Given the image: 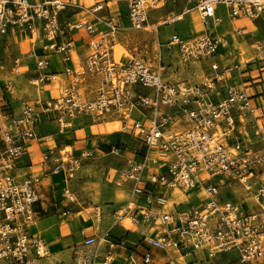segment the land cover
Segmentation results:
<instances>
[{
    "label": "built area",
    "instance_id": "obj_1",
    "mask_svg": "<svg viewBox=\"0 0 264 264\" xmlns=\"http://www.w3.org/2000/svg\"><path fill=\"white\" fill-rule=\"evenodd\" d=\"M164 6L178 11L152 25L156 32L192 14L198 32L172 30L143 44L146 61L125 48L128 55L117 57L120 35L149 31L151 12ZM223 16L232 35L244 39L243 26L234 23L264 24V0H0V35L34 44L39 93L58 79L49 71L53 56L72 64L55 96L22 102L17 114L0 107V264H39L48 255L46 240L31 232L40 176L13 175L14 162L27 153L39 122L53 121L63 133L84 116L129 141L106 144L109 153L132 156L119 170L128 197L112 214L150 233L125 264H217L232 252L235 259L224 264L264 257V42L252 61H232ZM197 71L205 75L193 81ZM177 73L185 79L171 78ZM235 74L238 84L230 80ZM3 91L12 95L13 82L4 80ZM91 155L76 157L53 144L41 153V168L62 174L63 215L76 202L71 172ZM174 189L186 202H169L165 190ZM234 189L244 194L235 199ZM100 211L93 208L95 218ZM81 234L84 249L70 264H111L112 249L125 243L108 232Z\"/></svg>",
    "mask_w": 264,
    "mask_h": 264
},
{
    "label": "crops",
    "instance_id": "obj_2",
    "mask_svg": "<svg viewBox=\"0 0 264 264\" xmlns=\"http://www.w3.org/2000/svg\"><path fill=\"white\" fill-rule=\"evenodd\" d=\"M87 4H90L93 0H83ZM122 8V5L119 4ZM166 9L167 15L173 14L178 11V7L172 6H164L156 11L151 12L150 14V24L151 28L149 31H136L140 33V43L141 44H153L154 40L158 38V40L163 41L167 38L168 34L172 30L178 31L180 34V24L175 23L168 27H160L158 32L155 31L152 25L157 24L162 18L166 15H162L160 12ZM192 15L185 17L191 18ZM72 18V17H71ZM69 18V19H71ZM197 18V17H196ZM181 22V21H180ZM236 26H246L247 29L257 30L264 27V24L260 20L256 21H248V20H241L234 23ZM190 27V23H188ZM192 31V30H191ZM222 33L226 34V38L228 41V51L230 47L235 46L236 39L244 42L248 48L249 46H253L258 43L264 42V40H253L252 42L247 43L246 39L236 38L231 33V24L229 20L223 16V28L220 30ZM158 34V35H157ZM187 35V34H182ZM28 48L25 51V46ZM4 46V62L8 61V65L11 66L10 71L7 72L8 75L15 73L14 77L17 75H21L18 77L19 79H23L26 76V71L17 72V66L19 58H11L10 54L13 48L16 46L23 52H28V56L32 57L33 59V78L35 76V59L34 56L29 50H31L34 46L32 42H30L26 37L22 35L13 36L9 34L8 36L0 35V45ZM241 44V43H240ZM14 48V49H15ZM223 51V50H222ZM251 50H249L250 52ZM255 51V50H254ZM253 51V52H254ZM86 51L84 50L82 53H78L79 59H82L85 55ZM229 53V52H228ZM235 56L231 57V60L240 62V58H236ZM35 54H40V51L37 50ZM231 54V53H229ZM256 54V51H255ZM117 55L119 57L127 56L128 53L126 50L119 45ZM251 55V52H250ZM12 60V63L10 61ZM70 61H65L61 56L55 55L52 57V64L50 66L49 71L58 74L57 81L53 83H48L45 85L42 92H38L36 86L32 88L34 94L31 96L30 99L22 100L21 97L16 96L15 92L12 95L5 94L3 91V83L4 80H9L6 76H3V69L4 66L1 64L0 58V107H8L14 113H18L20 110V106L22 102H29L32 103L37 96H41L42 98H49L55 96L58 91V87H62L65 82L66 78L64 76V70L68 67H71ZM203 71H197L196 75L192 78L193 81L199 80L205 74ZM253 75L256 74L254 70L252 72ZM9 77V76H8ZM13 77V76H12ZM17 78V80H18ZM185 79L183 75H178V77H173V79ZM15 80V78H14ZM12 80L15 91H17V81ZM26 80V79H25ZM33 80V79H32ZM234 84H238L240 79L237 74L230 79ZM34 82V81H33ZM116 134L114 142H127L121 139L126 137L118 134L116 131L113 130L112 126H109L105 122H96L89 116H84L80 118H76L70 122V127L63 133H59L57 130V125L53 121H43L39 122V124L35 128V136L33 139L29 141L28 144V151L25 153L21 158L17 159L14 162V166L12 174L22 178L25 175L30 173L37 174L40 176V181L36 186L37 191V201L34 204V224L31 227V232L36 233L39 236L43 237L47 243V250L48 255L39 260V264H70L74 258V254L76 251H80L84 249L82 246L83 235L81 234V230H84L85 235L90 234H97L98 237L101 234V231L97 229L101 225H104L101 229H104V233L108 232L111 238L115 239H123L125 241L124 245L117 246L112 249V263L111 264H125L127 257L130 256L132 252L138 251L136 248L137 244L139 243L143 234L150 233V230L145 229L143 226L139 224H132L127 220H120L116 221L115 217L113 216L112 212L115 210L120 204H114L113 202H107L104 206H102L99 218H95V215L92 214L93 223L85 224V220L83 219L82 223L79 221V218L76 216V213L73 212L72 208L74 204L68 205L69 212L66 215L62 214V211L65 209V203L61 197V190L64 186V182L62 180L61 173H49L47 171V167L44 166L41 168L39 162L41 160V153L47 149L50 144L55 145L58 149H65L67 147H72L70 153L73 156L78 157L81 152L84 151H92L94 156H106V155H114L122 157L121 155H115L109 153L107 143H111L107 136L109 134ZM113 143V142H112ZM98 145V147H97ZM127 154V153H126ZM127 160V159H126ZM126 160L123 165L120 166L117 172V179L118 184L121 185L123 188V192L127 194V185L123 184L119 180V170L125 165ZM155 166H152L154 168ZM72 188V187H71ZM244 193L240 190L234 189V198L239 199ZM120 200L124 197V194H121ZM165 196L168 198L169 202H180L177 201L176 196H174V192H170L169 190H165ZM184 197H186L184 195ZM117 198V196H116ZM187 198V197H186ZM186 198L181 199L182 202H186ZM189 200V199H188ZM102 222L99 224V222ZM104 220V221H103ZM160 231L161 229L158 228ZM101 248H105L102 244ZM155 253V251L153 250ZM103 250L101 254H103ZM155 264L157 262L155 261Z\"/></svg>",
    "mask_w": 264,
    "mask_h": 264
},
{
    "label": "rangeland",
    "instance_id": "obj_3",
    "mask_svg": "<svg viewBox=\"0 0 264 264\" xmlns=\"http://www.w3.org/2000/svg\"><path fill=\"white\" fill-rule=\"evenodd\" d=\"M220 9L223 10V7H220ZM160 13L162 15H167V10L163 9ZM179 23H181L179 29L181 34L188 35L191 32L196 33L199 30L198 19L196 18L195 14H192L191 18L183 19V21ZM188 23H190V27ZM247 27V24L246 26H243V36L245 37L247 43L257 39L264 40V27L257 30L247 29ZM140 40V33L132 31L130 29H127L120 35V43L122 47L129 51V54H132L135 57H141L146 61L145 58L147 56L142 47L143 44L140 43ZM24 46V50L27 51L28 48L26 47L25 43ZM241 46L248 47L244 42L236 39L235 46L229 48V53H231L232 56H235L234 53L238 52L236 54V58H240V62L242 63L252 61L255 56L254 50L256 44L253 46H249L248 48L249 50H251V55H247V53L243 55V53L241 52ZM14 48L11 51L10 56L12 59L16 57L19 58L17 72L26 71V76H24L23 79H19L18 77H20L21 75H17V77H14V72H12L13 74H11V77L7 74V72L10 71L11 66L8 65V61L4 62L3 60L5 54L4 46L1 44L0 58L1 64L4 66L3 76H6L10 81L14 80L15 78L14 81H17V91H15L16 96L21 97L22 100H28L34 94L32 88L35 86V83L32 80L33 59L32 57L28 56V52H23L24 50L21 51L17 46L15 49ZM152 61L153 60L150 58L149 62ZM10 62L12 63V60ZM178 75L180 74L177 73L175 75H172L171 78H177ZM116 136L117 135L115 133L109 134L107 136V139L112 143L114 142ZM121 140L129 142L125 138ZM135 145L137 146L136 143H134V146ZM65 150L70 152L72 150V147H67L65 148ZM131 157L132 156L130 154L126 153H123L122 157L114 155L94 156V153L92 152L91 156L83 158L79 162V165L76 167V169L71 172V179L69 180V185L72 187L73 191L76 194V202L72 210L74 213H76V216L79 218V221L81 223L83 222V219L85 220L84 223L86 225L93 223L92 214L93 208L95 206L102 208V206H104L107 202H113L114 204L118 205L127 199V194L124 193L125 191L123 192V188H121V185H119L117 182V172L120 166L124 164L125 160ZM118 192L124 194V197L121 200L116 198L117 194H119ZM176 195H180V193L178 191H175L174 196ZM100 215H102V213ZM101 222L102 220L99 222V224ZM102 227H104V225H101V228ZM101 228L99 227L97 229L98 231H101V234L99 236L100 238L105 234L104 229ZM102 244L105 245V242H102ZM234 259L235 254L234 252H232L228 255H221L217 259L216 263L224 264ZM257 261L255 262V264H264V258H261Z\"/></svg>",
    "mask_w": 264,
    "mask_h": 264
},
{
    "label": "bare ground",
    "instance_id": "obj_4",
    "mask_svg": "<svg viewBox=\"0 0 264 264\" xmlns=\"http://www.w3.org/2000/svg\"><path fill=\"white\" fill-rule=\"evenodd\" d=\"M179 18V17H178ZM118 48H119V44H117L115 47H114V50H115V55L117 56V57H119L118 55H117V52H118ZM252 48V47H251ZM241 52L243 53V55L244 54H246L247 53V55L248 54H250V52H249V49H248V47H244V46H241ZM175 191H177L176 189H174V192ZM119 194H117V199H119V198H121L122 196H121V193L120 192H118ZM176 198H177V201H181V199L183 200V198H185L182 194H180V195H176ZM141 204H143V202H141ZM170 205V204H169ZM34 224V223H33ZM264 258V257H263ZM258 260H260V259H258ZM257 261V260H256ZM258 262V261H257ZM262 263V262H261Z\"/></svg>",
    "mask_w": 264,
    "mask_h": 264
}]
</instances>
